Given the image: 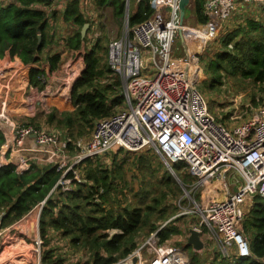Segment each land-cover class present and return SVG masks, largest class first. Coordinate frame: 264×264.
<instances>
[{
	"label": "built area",
	"instance_id": "2783aa9c",
	"mask_svg": "<svg viewBox=\"0 0 264 264\" xmlns=\"http://www.w3.org/2000/svg\"><path fill=\"white\" fill-rule=\"evenodd\" d=\"M13 1L0 0V6L19 4ZM39 1L47 5L42 9L45 12L65 11L77 1L82 15H93L91 0ZM140 1L135 0V4ZM179 1L150 0L151 15L132 26L129 15L124 16L121 36L108 43V63L121 83L122 104L113 114L93 122L83 144L62 138L58 131L19 122L10 109H1L4 142L0 167L13 164L19 173L33 165L56 167L61 176L51 194L57 187L72 190V184L79 182V164L87 159L111 151L157 150L172 172V165L179 162L187 170L191 182L185 193L193 205L191 212L196 220L192 228L200 232L203 251L206 240L214 239L217 255L222 259L250 256L249 241L241 232V225L254 197L264 198V103L234 127L220 122L193 79L199 42L186 35L184 39L183 31L203 40L212 39L240 9L259 12L264 9V0H203L207 22L199 29L180 21ZM181 36L186 52L173 56L175 40ZM55 195L56 192L52 197ZM45 200L34 206L31 214L35 211L40 218ZM3 214L0 212V244L12 231L23 230L36 242L40 264L42 238L37 230L32 235L30 229L23 227L28 226L30 216L26 214L1 227ZM160 229L143 245H148L145 250L149 255L140 251L141 246L112 264H191L185 246L159 241ZM188 235L189 231L186 238Z\"/></svg>",
	"mask_w": 264,
	"mask_h": 264
},
{
	"label": "trees",
	"instance_id": "16d2710c",
	"mask_svg": "<svg viewBox=\"0 0 264 264\" xmlns=\"http://www.w3.org/2000/svg\"><path fill=\"white\" fill-rule=\"evenodd\" d=\"M34 1L19 0L20 6L17 3L0 6V66L3 62L12 68L13 64L16 65L18 70L22 69L18 76L25 80L28 88L43 90L42 79L58 68L61 52L49 54L46 60L42 61L41 54L51 39L46 30L48 19L45 11L31 7ZM95 2L101 9L111 7L113 17L123 19L125 0H95ZM194 10L198 22L206 23L203 0H194ZM152 11L150 0H141L129 14V25L144 21ZM262 13L264 14V10ZM64 17L79 25V30L69 38V47L74 53L73 61H75L72 65L80 67L79 76L69 88L67 95L55 93L49 95L47 99L54 100L59 107L65 109L60 118L53 115L50 123L59 128H66L72 136H75L76 130L79 134L85 132L92 120L109 116L113 107L121 106L123 97L116 95L113 100L108 99L110 93L121 87L118 79L114 83L96 84L101 76L112 73L108 60L107 64L103 62L106 50L108 58V45L107 48L101 45V40L108 38L104 32L105 27L101 26L103 35L99 37L93 48L86 49L81 29L87 20L81 14L77 1L67 6ZM242 26L243 31L235 30L222 38L223 49L217 52L214 61L210 63V68L216 78L221 76L222 70H226L230 73L239 72L243 77L264 84V24L248 19ZM38 35L41 36L40 41ZM237 36L239 38H236ZM230 43H233L231 48H229ZM202 77L201 68L197 66L194 69L193 79L194 81L199 79L203 83L206 76L201 80ZM3 142L4 135L0 129V148ZM143 152L136 158L138 168L141 171H153L150 173L152 175L155 172L151 168L153 160ZM85 163L88 166L84 167L83 172L90 182L88 184L91 190L85 192L86 184L75 183L77 188L70 191H62L57 187L54 190L56 192L54 197H52L54 192L49 193L61 176L56 167L33 165L21 173L16 171L13 164L0 167V212H5L1 219V227L20 220L34 206L46 199L39 218L42 238L40 264H64V259L54 255L53 249L45 248L49 242L47 234L50 228L62 229L65 235L73 237V242L82 240L83 242L80 243L91 250L90 259L78 264H112L136 247L132 237L147 221L146 215L144 216L146 211L154 209L150 206L143 209L140 205L148 194V188L143 185L144 181L141 187L145 188V193L141 196L135 193L134 196H137L139 201L133 208L104 209L102 204L107 200L115 178L110 177L108 171L92 164L91 159H87ZM115 165L117 169L123 167V163ZM182 167L185 168L181 162L172 165L173 170L177 169V171ZM163 179L173 192L179 191L174 186L171 175L167 174ZM95 198L99 201H95ZM164 213L161 210L160 216ZM29 220L30 218L27 220L28 224L34 223L31 224L32 226L28 225V229H35V218L33 222L32 219ZM242 223L243 232L249 239L251 255L233 259H222L219 255H215L212 264H264L263 197L258 195L254 197L252 206ZM154 228L151 224L150 229ZM110 230H117L119 233L108 237ZM175 231V227L164 226L158 233L160 240L165 241ZM0 248V264H38L37 244L22 230L5 236ZM11 254L17 255L11 259Z\"/></svg>",
	"mask_w": 264,
	"mask_h": 264
},
{
	"label": "rangeland",
	"instance_id": "374dc122",
	"mask_svg": "<svg viewBox=\"0 0 264 264\" xmlns=\"http://www.w3.org/2000/svg\"><path fill=\"white\" fill-rule=\"evenodd\" d=\"M17 1L19 3V0H14L13 2ZM91 2L93 4V15H83L88 23V28L84 36L85 48L92 49L94 44L97 43L99 37H102L103 30L101 29V26L105 27L104 32L108 37L107 39L101 40V45L107 48V45L111 40L121 36L124 17L123 19H116L112 15L111 7L101 9L96 4L95 0H91ZM30 6L38 9H45L47 5L43 1L35 0ZM135 6V0H130L128 13L133 11ZM262 10L264 9H260L259 12H250V10L245 12L244 9H240V12H237L231 21L221 25L216 36H210L212 39L203 40L194 33L191 34V32L183 31L184 39L186 35L187 39L194 37L199 42L198 53L195 57V67L196 65L199 66L203 77L205 78L206 76V78L203 83L202 81H199V79L195 80L197 88L207 100L211 113L229 128L246 120L264 103V84L258 83L252 78L243 77L239 72L230 73L226 70H222L220 72L221 76L216 78L214 72L210 68V63L214 61L217 52L223 49L221 42L223 37L229 33H233L235 30L243 31L241 29L244 28L242 25H244L248 19H254L257 22L264 24V14L262 13ZM45 15L48 19V27L46 30L50 35L51 40L50 42L48 41L45 46L41 57L42 61H45L49 54L61 52V60L58 64V68L42 79L44 82V89L39 90L36 88H28L25 80L18 76L19 71L22 69L18 70V67L14 64L12 68L7 65L6 62H3L0 66V110L10 109L12 117L19 122L52 131H58L61 133L62 138H70L73 141H79L83 144L88 139L92 128L91 124L95 120H92L91 124L86 127L85 132L79 134L78 130H76L74 133L75 136H72L66 128H59L50 123L53 115L60 118L65 109L59 107L54 100L49 101V99H47L49 95L51 96V94L55 93L67 95L69 88L79 76L80 67L72 65V62H75L73 61L74 53L69 47V38L76 30H79V25L74 24L73 21L66 20L64 17V11L61 10H53L51 12L47 10ZM184 24L187 26L189 25L194 29H199V26L202 24L197 20V15L194 10V0H190V3L186 8ZM236 38H239V36ZM232 44L233 43L229 44V48L232 47ZM182 55H184V50L181 37H177L173 47V56ZM107 60L106 50L103 62L107 64ZM115 80H117L115 75L113 73H108L103 77L101 76L96 84L114 83ZM120 93L121 87H118L109 94L108 99L111 101L116 95L119 96ZM117 110L118 106L113 107L111 114ZM140 153L141 152L133 153L123 150L117 152L111 151L106 155L91 159L93 162L92 164L99 166L102 170L108 171L110 177L113 179L115 178V181L113 180L111 191L107 195V200L103 202L102 206L106 210L110 207L116 210L133 208L139 201L138 198H136L137 196H134L135 193L140 196L145 193V188L141 187L144 181L143 185L148 188V194L140 205L143 209H146L147 206L154 207V209L147 210L144 214V216L146 215L147 221H145V224L137 233H135V235H133L132 242L135 243L136 247L131 250L130 253L140 249V247L151 238L154 232L160 228L162 229L164 226L171 228L175 227L176 231L165 241H159L175 243L177 246L184 247L187 242L186 234L188 229L192 228L193 222L196 220L194 217L195 214L191 212L193 205L186 198L187 195L185 193V191L190 190L191 182V180H188L189 177H187L186 174L187 170L182 167L181 170L177 171V169H175L172 172L164 162V158L160 152L154 149H148L143 153L152 158L153 163L151 168L155 170V172L150 175L153 171H141L138 168L136 158ZM116 163H123V167L117 169V166L115 165ZM79 165L81 168L78 172V183H81L82 185L86 184V186H84V191H89L91 190V186L88 184L90 182L87 180L85 172H83L84 167L88 166V164L81 162ZM166 173L171 175L174 181V186L179 189L176 193L165 183L163 178L167 175ZM71 188L74 190L77 187L72 184ZM196 191H199V188H197ZM100 192H102V189ZM163 194L164 197L162 198ZM94 200L99 201L98 198H95ZM161 210L165 212L162 216H160ZM28 215L30 216V220L32 219V222L33 218H35V229L30 230H37V233L40 235L39 218L35 211H33L32 214L29 212L26 216ZM151 224L154 225V229H150ZM19 227L22 229V226ZM23 227L28 229V226ZM12 232L19 231L14 230ZM241 232L249 241L247 235L243 232V223L241 225ZM115 233H119V231L110 230L108 232V237H111ZM47 235L49 242L47 246L45 245V248L53 249L54 255L64 259V264H78L90 259L91 250L88 249L86 245L80 243L83 242L82 240H78V244L73 242V237L71 235H65L62 229L50 228ZM146 246L148 245H145V247ZM145 247L143 246L140 251L144 252ZM186 249L190 256L191 264H212L215 255H217L214 239L206 240L204 251H195L192 247ZM144 254L149 255L148 249L145 250ZM16 255L17 254H11L10 258L13 259ZM117 255H119V252ZM125 256L119 257L117 261Z\"/></svg>",
	"mask_w": 264,
	"mask_h": 264
},
{
	"label": "water",
	"instance_id": "95a60500",
	"mask_svg": "<svg viewBox=\"0 0 264 264\" xmlns=\"http://www.w3.org/2000/svg\"><path fill=\"white\" fill-rule=\"evenodd\" d=\"M189 3H190V0H180L179 1V12H180V21L181 22H183V20H184L185 11H186V8L189 5ZM128 7H129V0H126L125 1V13H126V15H129ZM87 28H88V23H85L84 26L82 27V30H81L82 38H84L85 33L87 31ZM40 39H41V36L38 35V40L40 41ZM181 39H182V36H181ZM184 51L186 52L185 47H184ZM4 215L5 214H3V216ZM200 236L201 235H200V232L198 230H196L194 228H190L189 229V235H188L187 242H186V246L192 247L195 251L203 250L204 244H203V241L201 240ZM135 262H136V257L133 258V263H135Z\"/></svg>",
	"mask_w": 264,
	"mask_h": 264
},
{
	"label": "bare ground",
	"instance_id": "6f19581e",
	"mask_svg": "<svg viewBox=\"0 0 264 264\" xmlns=\"http://www.w3.org/2000/svg\"><path fill=\"white\" fill-rule=\"evenodd\" d=\"M30 232L32 235H34L36 233V231H34V230H32V231L30 230Z\"/></svg>",
	"mask_w": 264,
	"mask_h": 264
},
{
	"label": "crops",
	"instance_id": "0c3cea01",
	"mask_svg": "<svg viewBox=\"0 0 264 264\" xmlns=\"http://www.w3.org/2000/svg\"><path fill=\"white\" fill-rule=\"evenodd\" d=\"M72 24H73V23H72ZM74 24H75V23H74ZM188 231H189V230H188ZM185 247H187L186 244H185Z\"/></svg>",
	"mask_w": 264,
	"mask_h": 264
}]
</instances>
